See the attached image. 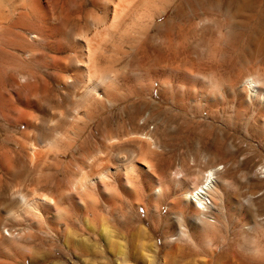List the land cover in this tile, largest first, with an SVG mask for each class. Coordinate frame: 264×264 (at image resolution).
Instances as JSON below:
<instances>
[{
  "label": "bare ground",
  "instance_id": "1",
  "mask_svg": "<svg viewBox=\"0 0 264 264\" xmlns=\"http://www.w3.org/2000/svg\"><path fill=\"white\" fill-rule=\"evenodd\" d=\"M169 3L0 0V133H5L0 144L10 146L11 141L20 147L11 154H0L3 256L24 264H71L72 256L101 253L92 243L100 240L107 243L106 251L112 255L108 264L136 263L146 257L147 249L151 258L159 259L161 248L142 225L146 222L155 232L164 231L162 252L167 261H186L199 254V248L208 253L203 246L215 232L209 226L219 222L218 216H211L215 196L223 186L217 178L222 172L218 165L205 175L191 176L179 167L159 173L154 160L159 145L144 125L139 126L141 132L132 130L122 137L108 133L101 138L103 149L97 152L89 150L97 145L92 128L85 134L98 115L114 104L118 75L111 50L116 35H122L118 31L122 15L127 17L130 8L141 4L140 10L152 4L154 13H163ZM211 9L205 18L226 19L234 30L239 22L258 14L230 7ZM259 75L235 82L228 93L245 105H255L264 115V79ZM185 76L189 81L197 77L192 72ZM205 85L202 83L200 96L211 105L215 92ZM18 126L24 127L21 138L15 136ZM255 226L244 224L248 229ZM34 230L49 235V241L35 237ZM18 245L26 249L24 254L17 251ZM240 247L238 238L217 244L214 263L233 256L242 264H254ZM176 252H187L190 257H178Z\"/></svg>",
  "mask_w": 264,
  "mask_h": 264
},
{
  "label": "rangeland",
  "instance_id": "2",
  "mask_svg": "<svg viewBox=\"0 0 264 264\" xmlns=\"http://www.w3.org/2000/svg\"><path fill=\"white\" fill-rule=\"evenodd\" d=\"M169 1L171 3L163 13H154L156 7L152 4L150 7L144 6L156 17L149 9L145 11L142 7L140 10L142 4L135 7H138V11L132 7L127 17L122 15L120 21L124 20V24H118V31L122 35L116 33V42H113L115 49L113 51L112 47L111 50L118 75L114 82V104L102 111L85 131L87 134L92 128V139L95 137L97 144L89 150H102L101 138L105 135L126 136L132 130L141 132L143 128L139 126L144 125V129L152 130L159 145L155 157L153 155L159 173L179 167L195 176L205 175L217 165L221 168L222 172L217 178L223 186L221 193L215 196L214 212H211L212 217H219V222L216 220V223L213 222L215 224L209 226L215 232L209 235L203 246L208 253H203L197 247L200 253L194 257L189 258L187 252H176L178 257L189 259L169 262L170 259L167 261L162 252L164 231L160 229L155 232L146 222L142 225L154 236L153 242L160 246L161 256L159 259L151 258V252L148 254L147 249L144 253L146 257L137 259L138 262L133 264H242L233 256L221 258L218 263L213 260L216 258V245L234 238L241 241L242 247L238 249L249 260L254 264L261 261L264 264V115L255 105H245L228 93L229 88L237 84L235 82H241L248 75L260 72L259 76L264 79V0ZM215 7L239 8L258 14L239 22L240 26L234 30L226 19L217 21L207 17L211 21L206 20L207 11ZM134 10L138 13L134 14ZM148 12L152 18L146 16ZM185 72L197 75L195 80L191 79L196 82L190 80L191 83ZM201 82L218 93L213 94L214 102H217L215 106L214 102L207 104L203 95L200 96ZM59 91L56 90L57 93ZM23 130L24 127L18 126L15 136L21 138L19 132ZM4 137L2 131L0 140ZM8 144L10 146L0 144V154H11L20 149L11 141ZM75 156L78 157L79 153H75ZM133 181L137 183L135 179ZM164 210L163 215L166 216L167 208L164 207ZM176 212L185 216V212L184 215ZM242 218H245L244 222L240 228L236 227ZM252 221L256 223L255 227H244L246 222L252 225ZM240 229H243L241 235ZM33 233L35 237L49 241L46 233L38 230ZM92 243L100 248L101 253L68 256L71 264H106L112 258L106 251L108 245L105 241L92 240ZM17 247V251L24 254L26 249L20 245ZM10 257L1 254L0 264H24L14 262Z\"/></svg>",
  "mask_w": 264,
  "mask_h": 264
}]
</instances>
